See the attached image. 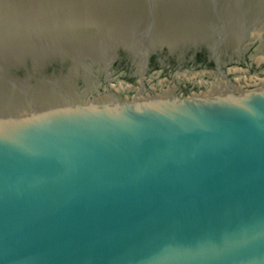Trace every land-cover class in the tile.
Here are the masks:
<instances>
[{"label": "water", "instance_id": "95a60500", "mask_svg": "<svg viewBox=\"0 0 264 264\" xmlns=\"http://www.w3.org/2000/svg\"><path fill=\"white\" fill-rule=\"evenodd\" d=\"M0 264H264V0H0Z\"/></svg>", "mask_w": 264, "mask_h": 264}]
</instances>
